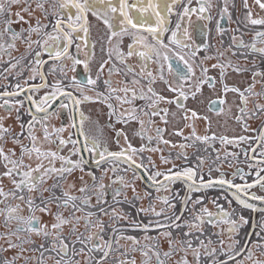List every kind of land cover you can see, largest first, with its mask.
<instances>
[{"label": "snow or ice", "instance_id": "snow-or-ice-1", "mask_svg": "<svg viewBox=\"0 0 264 264\" xmlns=\"http://www.w3.org/2000/svg\"><path fill=\"white\" fill-rule=\"evenodd\" d=\"M192 2L0 0V264H264V218L252 225L253 240L241 235L249 220L229 210L233 200L253 211L250 200L264 203L251 192L264 191V69L256 66L264 30L251 43L233 35L213 54L210 43L195 44L185 18L212 21L217 7L231 19L235 0ZM241 7L245 27L264 26V0ZM216 31H225L219 20ZM81 64L86 78H69ZM232 73L250 76L229 84ZM205 86L215 96L208 112L223 118L215 128L196 107ZM89 102L106 106L103 120L81 110ZM65 110L70 123H53ZM141 169L152 190L138 189ZM214 188L231 199H210V211L204 202ZM143 201L142 218L122 207Z\"/></svg>", "mask_w": 264, "mask_h": 264}, {"label": "rangeland", "instance_id": "rangeland-1", "mask_svg": "<svg viewBox=\"0 0 264 264\" xmlns=\"http://www.w3.org/2000/svg\"><path fill=\"white\" fill-rule=\"evenodd\" d=\"M216 3H220V0H215ZM183 3H187V0H183ZM235 9H232L230 7L229 9V13L231 15V19H229V23H231V33L232 34H236L238 33L240 30H241V25L237 22L239 20H243V16H244V9H242L241 7V0H235ZM197 6L196 5V0H193L192 2V5L191 7H195ZM222 6V4L220 5ZM16 9L14 8L13 11H15ZM182 7L180 8H177V11H182ZM211 14L213 15V20H216L219 16V8L217 7H214L211 11ZM179 19V17L177 15L174 14V16H170L169 17V21H170V29H174L175 28V24H176V21ZM198 18H194L192 19L191 18V23L187 22V18H185V23H184V26L188 28V31L190 33V35L192 36L193 38V41L195 42V44H198V43H205V42H210L211 43L213 42V46L214 44H216V41H221L222 40V36L220 33H218L216 31V27H214L215 25H212L211 21L208 22V26L207 28H205L203 31H202V41H199V38L201 37L200 36V33H199V30L197 31L196 28L198 25H196L192 20H196ZM202 21L200 20L198 22L201 23ZM193 23L196 25L195 29L193 28ZM193 29V30H192ZM236 29H239V31H236ZM252 28H250L251 30ZM256 28L254 27L253 30L251 31H254ZM171 35V31H169V36ZM227 38V36H225ZM92 38H96L95 37V33H93V36ZM126 41V40H125ZM198 41V42H197ZM191 42V41H189ZM82 43V42H80ZM217 46V44L215 45ZM212 52H216L215 49H213ZM204 53H201V55H203ZM82 58V57H81ZM80 58V59H81ZM252 59V58H251ZM237 60V59H236ZM243 61V58L241 59ZM256 60H257V64L256 66L258 68H261L262 69V62L260 61V58L259 57H256ZM214 62V61H212ZM237 62H241L240 60H237ZM250 64H251V60H250ZM76 75L78 74V71L76 70L75 73H72V72H68V75ZM214 74V72L212 73ZM250 76V73H246V74H243V75H237L235 73H232L230 74V77L228 79V83L231 84V83H235V84H239V85H244L245 81L247 80V78ZM217 87H219V85H217ZM89 95L92 93H88ZM214 96V94L211 92L210 89H207V87L205 86V91H204V95L203 97H201V103H199L198 105H196V107H198L200 109L201 112L207 114L212 120H213V127L215 128L216 127V120L217 119H220L221 123H223V118L222 117H217L216 114L214 112H208V109H207V105H208V101L210 99V97ZM232 96L231 94H229V99H231ZM82 110L85 112L86 115H91L93 119H96L98 116L100 117L101 120H103L105 117L102 115V113H105L107 111L106 109V106L102 103H99V102H89V103H86V104H82ZM4 115V113L2 114ZM65 125L69 124V123H64ZM120 126V125H117V127ZM200 128L203 129L204 125H203V122H200V125H199ZM201 129V130H202ZM66 135V133H65ZM177 140L179 138H176ZM134 144L138 145L139 144V140L136 139L133 141ZM110 148H115L117 147V145H115L114 143H110ZM175 151V150H173ZM75 159V157H73ZM155 159V157H154ZM158 162V161H157ZM177 163H180L179 161H177ZM214 175H217L216 173H214ZM175 187L177 189H180L181 190V194H183V191H184V187L181 183H177L175 185ZM138 189H141L143 190V188H138ZM227 191L225 189H221V190H216V189H209L207 190V193L206 195L209 197V200H206L204 203H205V206H207L209 208L210 211H214V207L213 205L210 203V199H214L216 197H223L225 195L228 196V199H231L230 196L226 193ZM153 194L155 195V193L153 192ZM202 193H197V194H194V195H201ZM129 196H131V192L128 193ZM93 203H95V197H93ZM146 204L147 202L146 201H143V202H136L135 206H132V205H129V204H124L122 205L124 211H126L130 216H133V217H137V212H136V209L141 206V204ZM219 203L223 204L225 208H229V205L227 203V200L221 198L219 200ZM234 209L236 211L237 214L239 215H243V216H258V223L259 221L262 219V211L258 212V211H253L252 209H245L243 207H241L240 205H238L234 200L232 201V205H231V209L229 210H232ZM139 217H143V214H140ZM226 227V226H225ZM215 231V229H212L210 226H209V232H213ZM244 232H247V227H243V229L241 230V235L243 236V233ZM154 234V233H153ZM251 239L255 240L256 237L255 235L253 234L251 237ZM256 256L257 258H261L260 257V254L259 252L256 253Z\"/></svg>", "mask_w": 264, "mask_h": 264}, {"label": "flooded vegetation", "instance_id": "flooded-vegetation-1", "mask_svg": "<svg viewBox=\"0 0 264 264\" xmlns=\"http://www.w3.org/2000/svg\"><path fill=\"white\" fill-rule=\"evenodd\" d=\"M249 3L251 4L252 3V0H249ZM195 7H197V6H195ZM212 11V10H211ZM253 11L254 12H256V11H258V9H253ZM179 12V11H178ZM262 15H264V13H262ZM174 16V15H173ZM213 16V15H212ZM191 18L192 19H194V18H197V15L196 14H193L192 16H191ZM217 20H219L220 21V24H221V27L225 30L223 33H220L221 34V36H222V40L221 41H216V44H217V46H215L216 44H214V46H213V42L211 43V41L209 42H205V43H210L213 47H212V49H211V51H213V49H215V51H217V49H220V50H224V49H227L228 47H229V45L231 44V38H232V36L233 35H236V36H238V37H240V36H242V38L245 40V42L246 43H251L252 42V36L254 35V33H255V31H257V30H264V26H251V25H249V26H247V27H245V22H243L242 20H239V21H237L240 25H241V30L238 32V33H236V34H232L231 33V31H230V29H231V23H229V19H228V17H221L220 15L218 16V18L216 19V20H214L213 22L211 21V23H212V25H215L214 27H216V21ZM196 25H198L197 26V28H196V30L198 31L199 30V33H200V38H199V41H202V31L205 29V28H207V26H208V22L209 21H206V20H201L202 22L201 23H199L198 24V22L200 21V19H196V20H192ZM14 27H19L18 25H14ZM254 27L256 28L254 31H251V30H253L254 29ZM169 28H170V21H169ZM250 28H252L251 30H250ZM193 30V29H192ZM169 36V32H166L165 33V42H167V37ZM225 36H227V38L225 37ZM93 40H94V38H92ZM78 43H80V42H82V41H77ZM129 41H127V39H126V41H125V45L128 43ZM186 42H189V41H186ZM198 42V41H197ZM198 44H200V43H198ZM260 46H264V45H261L260 43H259V41H257V47H260ZM70 51L72 52V54H76V48H75V45H72L71 47H70ZM240 51H244V50H240ZM213 54L215 53V52H212ZM229 56H230V54H229ZM82 57V58H81ZM43 58L45 59V60H47V55L45 54L44 56H43ZM79 58H81V59H83V53L81 52L80 54H79ZM230 58L233 60V62L234 63H236L237 62V57H232V56H230ZM243 57H240L239 58V60L241 61L240 63L241 64H245V63H247V64H249L250 65V60H251V57L249 58V60L248 61H245L244 59H243V61L241 60ZM178 61L175 59V58H173V60H172V63L173 64H175V63H177ZM67 63H69L70 64V62H67ZM239 63V62H238ZM51 65V61H49L48 62V65H46L45 66V68H44V71L45 72H47V68L49 67ZM258 68V67H257ZM262 69H264V62H262ZM77 71H78V74H77V79H81V80H83V79H85L86 78V76H87V72L85 71V68H84V65L83 64H81V65H78L77 66ZM69 72H71V71H69ZM73 73V72H72ZM94 74H95V67L93 66L92 67V75L94 76ZM26 75H27V73H26ZM212 75H216V72H214V74H212ZM69 76V78L71 77V76H73V74L72 75H68ZM115 79H119L118 77H114V80ZM48 80H49V82H51V80H52V78L51 77H48ZM22 82V81H21ZM7 83V81H3V80H0V85H3V84H6ZM30 83H40V81H39V78H37L36 80H34V81H30ZM231 84H235V83H231ZM242 86V85H241ZM3 90V88H0V91H2ZM41 95L43 94V92H41L40 93ZM24 95H26V93L25 94H21V96L19 97V99H23L24 98ZM91 95V94H90ZM38 98V97H37ZM215 98V96H212V97H210V99H209V101H208V104H209V102H210V100H212V99H214ZM0 103H2V100H0ZM57 105L59 104V101H56L55 102ZM27 106H29L28 104H26V107ZM80 108H81V110H82V106L80 105ZM83 111V110H82ZM3 114V112L2 111H0V115H2ZM69 110H65L64 112H63V114H62V116H61V119L60 120H53V123H56L57 125H59L60 123H70V121H69V119H68V117H69ZM24 120H27L28 119V117L27 116H23L22 117ZM118 127H120V126H118ZM200 129H202V128H200ZM66 135H67V133H66ZM70 147V146H69ZM217 147H219V145H217ZM110 150H117V147H115V148H110ZM67 151V149H65V152ZM147 155V154H146ZM87 156H88V154H87ZM241 159H243V156H241ZM240 167H242V168H244L245 169V171L247 172L248 171V169H247V166L245 165V164H240L239 165ZM105 167H108V165H105ZM93 170H95V169H93ZM96 171V174L99 176L100 175V172L98 171V170H95ZM141 171L143 172V170L141 169ZM228 171H230V170H228ZM109 175H111V173H109ZM146 178V179H145ZM229 178H231V176H229ZM255 178V176H254V172H253V174L252 175H249V176H246V180H247V182H249V183H251L252 182V180ZM105 182H107V180L105 181ZM235 182L236 183H243L244 181H241L240 179H239V177H237L236 178V180H235ZM49 183H51V181H49ZM179 183V182H178ZM137 187L138 188H143V189H147V190H152L151 189V182L148 180V177H147V175H145V176H142L141 175V179L140 180H138L137 181ZM214 189H216V190H221V189H219V188H214ZM251 192H253V193H255L256 195H259V196H264V191H260V189H259V187L257 186V187H254V188H252L251 189ZM228 195H229V192L227 191L226 192ZM47 195V194H46ZM230 196V195H229ZM230 198H231V196H230ZM109 202H111V200H110V197H109ZM262 209H264V208H262ZM256 211H258V212H260L261 211V209H257ZM137 212V211H136ZM131 215V214H130ZM245 218H247L248 220H249V224H247V225H245L244 227H247V232H251V233H255V232H257V231H259V228L258 227H253L252 225L254 224V223H257L258 224V216H244ZM137 218H142V217H137ZM262 218H264V212H262ZM123 223V222H122ZM211 227V226H210ZM37 243H39V241H37Z\"/></svg>", "mask_w": 264, "mask_h": 264}, {"label": "water", "instance_id": "water-1", "mask_svg": "<svg viewBox=\"0 0 264 264\" xmlns=\"http://www.w3.org/2000/svg\"><path fill=\"white\" fill-rule=\"evenodd\" d=\"M72 115L75 117V113H72ZM76 138L80 139L81 142H83V141H82V138H80V137H76ZM83 155L85 156V158H87V153H83ZM140 174H141L142 176H145V174H144L141 170H140ZM145 179H146V178H145ZM228 191H230V190H228ZM249 203H252V204L256 205V208H257V209H258V208H259V209L264 208V203H262L261 201L250 200Z\"/></svg>", "mask_w": 264, "mask_h": 264}, {"label": "bare ground", "instance_id": "bare-ground-1", "mask_svg": "<svg viewBox=\"0 0 264 264\" xmlns=\"http://www.w3.org/2000/svg\"><path fill=\"white\" fill-rule=\"evenodd\" d=\"M228 192H229V191H228ZM258 209H259V208H258ZM256 210H257V208H256ZM256 210H255V211H256Z\"/></svg>", "mask_w": 264, "mask_h": 264}]
</instances>
